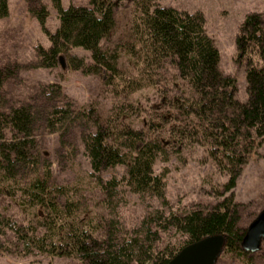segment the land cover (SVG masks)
Wrapping results in <instances>:
<instances>
[{
    "label": "trees",
    "instance_id": "trees-1",
    "mask_svg": "<svg viewBox=\"0 0 264 264\" xmlns=\"http://www.w3.org/2000/svg\"><path fill=\"white\" fill-rule=\"evenodd\" d=\"M24 1L50 43L47 48L36 46L34 67L54 68L64 57L71 69L84 74L105 70L113 78L119 75V54L103 50L102 42L115 26L121 0H87L85 5L66 8L61 0H48L59 21L54 32L46 29L49 10L44 0ZM133 1L138 15L131 27L134 43L127 51L144 68L170 65L173 81L188 87L189 95L180 90L170 100L177 112L174 119L184 123V128L176 129L181 138L205 147L227 176L221 199L209 207L195 205L178 212L154 209L130 235H123L113 218L83 217L78 190L58 184L50 162L42 156L39 131L58 134L64 142L70 131L80 129L90 176L104 201L116 196L120 181L103 180L100 173L125 165L124 185L141 197L156 198L163 207L169 206L165 177L154 171V164L167 160L166 144L149 134L152 122L144 132L118 112L102 123L94 107L77 109L57 83H38L27 99L9 105L4 83L14 73L4 69L0 70V180L10 195H18L19 206L43 209L38 224L44 230L28 235L22 225L0 213V251H7L1 237L10 230L26 254L36 250L83 264H167L186 244L219 233L227 238L222 253L250 262L253 253L241 248L246 228L240 224V204L233 189L255 140L264 136V14L246 15L235 39V61L244 65L247 94L245 101H239L236 79L219 69L220 52L205 31L201 12L160 6L158 0ZM8 14V0H0V20ZM72 48L88 51L91 63L70 54ZM148 81L132 77L126 87L137 90Z\"/></svg>",
    "mask_w": 264,
    "mask_h": 264
},
{
    "label": "rangeland",
    "instance_id": "rangeland-1",
    "mask_svg": "<svg viewBox=\"0 0 264 264\" xmlns=\"http://www.w3.org/2000/svg\"><path fill=\"white\" fill-rule=\"evenodd\" d=\"M44 2L49 10L46 29L54 32L59 25L58 17L49 1ZM61 3L66 8L70 4L85 5L87 0H61ZM157 4L203 14L205 31L220 52L219 69L236 79V98L245 101V70L244 65L235 61V39L246 15L264 14V0H158ZM8 6V16L0 20V70L14 73L4 83L6 103L16 104L27 99L38 83H57L77 109L94 107L102 123L109 117H116L118 112L125 117L124 121L144 132L152 122L154 126L149 134L160 137L166 144L167 160L158 159L154 164V171L165 177V196L169 206L163 207L156 198L141 197L124 185L125 165L107 168L100 173L103 180L116 178L120 181L116 196L104 201L103 193L90 176L80 129L70 131L64 142L60 141L58 134L39 131L37 138L42 156L50 162L58 184L74 186L78 190L84 208L83 217L95 220L113 218L117 222L116 228L123 235H130L154 209L178 212L195 205L209 207L221 199L227 176L220 173L205 147L190 138H181L178 135L181 132L176 129L177 126L184 128V123L174 119L177 112L171 107L170 100L180 90L189 95L188 87L180 81H173L174 71L170 65L164 63L158 69L144 68L141 60L136 62L127 51L134 43L131 27L138 15L133 0L120 1L115 10V26L102 42L103 50L119 54V75L115 78L105 70L99 74H84L71 69L64 57L54 68L34 67L35 48L37 45L47 48L50 45L48 37L29 14L24 0H8ZM70 54L91 63L88 51L72 48ZM132 77L149 81L137 90H129L126 82ZM233 193L235 201L240 204V224L246 228L264 209V136L255 140V147L243 166ZM18 200V195H10L6 183L0 180V213L22 225L28 235L43 231L38 224L44 216L43 209L22 208ZM162 237L166 241V237ZM1 240L7 251H0V264H83L70 257L52 256L36 250L26 254L10 230ZM216 264H264V241L250 262L222 253Z\"/></svg>",
    "mask_w": 264,
    "mask_h": 264
},
{
    "label": "water",
    "instance_id": "water-1",
    "mask_svg": "<svg viewBox=\"0 0 264 264\" xmlns=\"http://www.w3.org/2000/svg\"><path fill=\"white\" fill-rule=\"evenodd\" d=\"M224 234H212L186 244L167 264H216L226 245ZM264 241V209L246 227L241 240V248L254 253Z\"/></svg>",
    "mask_w": 264,
    "mask_h": 264
}]
</instances>
